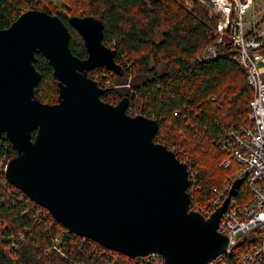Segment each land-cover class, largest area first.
<instances>
[{
    "label": "water",
    "instance_id": "water-1",
    "mask_svg": "<svg viewBox=\"0 0 264 264\" xmlns=\"http://www.w3.org/2000/svg\"><path fill=\"white\" fill-rule=\"evenodd\" d=\"M68 23L85 58L71 52L56 14L27 9L0 29V139L16 152L6 180L67 229L130 259L155 253L163 264H207L227 245L217 225L242 179L209 216L190 209L187 165L154 140L158 121L128 114L127 96L103 101L108 88L88 76L122 68L102 43V21L72 15ZM36 53L52 67L55 103L34 94Z\"/></svg>",
    "mask_w": 264,
    "mask_h": 264
},
{
    "label": "trees",
    "instance_id": "trees-1",
    "mask_svg": "<svg viewBox=\"0 0 264 264\" xmlns=\"http://www.w3.org/2000/svg\"><path fill=\"white\" fill-rule=\"evenodd\" d=\"M0 0V29L27 9L56 14L70 32L69 48L78 58L87 51L83 39L68 23L72 15L98 18L102 43L116 50L118 73L104 68L88 71L101 87L100 98L115 104L128 97V114L158 121L154 140L172 150L195 171L188 192L203 203L232 174L236 164L220 166L226 153L214 140L221 129L247 122L252 90L243 70L229 57L233 49L219 46L210 32L216 18L200 0ZM209 45L221 56L197 60ZM41 77L34 88L44 103L57 101L58 87L48 60L36 53ZM34 136V131L31 132ZM16 152L0 139V161ZM244 185L235 198H248ZM59 241H57V239ZM244 240V247H249ZM56 245L57 248H53ZM49 248L48 250H46ZM0 264H139L56 221L46 208L10 184L0 167Z\"/></svg>",
    "mask_w": 264,
    "mask_h": 264
},
{
    "label": "built area",
    "instance_id": "built-area-1",
    "mask_svg": "<svg viewBox=\"0 0 264 264\" xmlns=\"http://www.w3.org/2000/svg\"><path fill=\"white\" fill-rule=\"evenodd\" d=\"M184 1L190 5L189 0ZM200 1L208 6L209 17L216 18L210 35L216 37L219 46L233 49L229 57L243 70L253 94L247 122H235L221 129L214 138L226 153L219 165L227 168L234 163L235 170L219 188H213L212 196L205 202L190 199L189 208L209 216L229 194L234 180L242 179L238 190L244 185L249 196L239 202L235 198L237 194L229 198L217 225V230L226 235L227 245L207 264H264V0ZM221 54L218 46L209 45L196 59H211ZM7 161L1 167L3 171ZM187 168L188 177L194 182L196 172L190 171L188 165ZM244 240L249 247L241 244ZM134 259L139 264H163L162 256L155 253Z\"/></svg>",
    "mask_w": 264,
    "mask_h": 264
},
{
    "label": "rangeland",
    "instance_id": "rangeland-1",
    "mask_svg": "<svg viewBox=\"0 0 264 264\" xmlns=\"http://www.w3.org/2000/svg\"><path fill=\"white\" fill-rule=\"evenodd\" d=\"M41 1L48 2V0H41ZM52 1L55 2V3H57L58 5H60V0H52ZM248 15H251V11H249ZM262 65H264V62H263ZM131 115H135V114H131ZM4 162H5V160H3V161L1 160L0 161V167H3L4 166V164H3Z\"/></svg>",
    "mask_w": 264,
    "mask_h": 264
}]
</instances>
